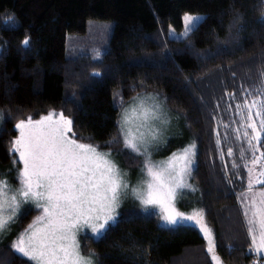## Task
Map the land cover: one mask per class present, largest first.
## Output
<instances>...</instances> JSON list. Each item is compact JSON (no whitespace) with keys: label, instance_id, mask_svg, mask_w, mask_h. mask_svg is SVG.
<instances>
[{"label":"trees","instance_id":"trees-1","mask_svg":"<svg viewBox=\"0 0 264 264\" xmlns=\"http://www.w3.org/2000/svg\"><path fill=\"white\" fill-rule=\"evenodd\" d=\"M186 13L205 19L189 37L170 38L169 28L180 31ZM8 16L14 19L0 22V170H13L7 177L11 184L17 182L9 148L21 120L63 112L73 119L78 137L91 138L81 142L122 155V144L103 147L118 137L121 111L134 96L155 93L182 116L197 142L191 181L219 256L225 264H264L229 183L214 114L197 87L213 73L228 92L258 85L264 70V0H0V21ZM116 93L123 108L113 99ZM259 149L264 152V136ZM38 213L25 212L16 232ZM155 213L124 207L103 237L84 236L81 248L94 251L99 264H213L197 228L163 226ZM16 235L0 244V260L35 264L9 250Z\"/></svg>","mask_w":264,"mask_h":264},{"label":"snow or ice","instance_id":"snow-or-ice-1","mask_svg":"<svg viewBox=\"0 0 264 264\" xmlns=\"http://www.w3.org/2000/svg\"><path fill=\"white\" fill-rule=\"evenodd\" d=\"M13 19L8 16L0 22ZM204 19L199 14H184L183 31L176 33L172 28L170 35L187 38L198 30ZM29 43L30 37L26 36L22 44L27 47ZM93 75L101 73L94 71ZM244 97L236 107L242 114V136L247 137L245 142L251 149V165L254 166L264 160V152L255 155L264 136V70L260 72L258 85L245 90ZM113 99L123 108L120 93H116ZM150 99L153 105L146 106L144 98L134 97L133 100L139 103L131 113L128 109L121 113L117 123L118 137L103 145L122 144L130 155L141 159V179L131 187L128 173L118 166L113 153L101 151L100 144L81 142L91 138L78 137L73 119L63 112H53L35 121L29 117L15 125L20 136L12 141L9 154L13 156V179L17 183L13 185L7 179L12 175V169L0 170V240L11 232L23 205L34 204L42 215L17 236L9 245L10 251L35 264H99L94 251H82L77 235L87 229L92 238L103 237L118 221L116 210L121 200L131 195L141 202L145 211L150 207L159 209L155 214L168 225L201 229L207 237L206 251L211 254V259L215 264H224L216 251L213 229L205 221L204 210L186 215L175 206L178 190L181 194L183 189L195 190L187 182L195 144L172 153L166 160H154L153 151L160 142L158 122L164 124L167 121L160 119L161 104L154 97ZM235 131L240 132V129ZM225 154L233 156L232 148L229 147ZM244 156L245 153L240 152L241 159ZM18 163H22V167H17ZM239 166L233 163V167ZM249 171H252L251 167ZM260 176H264V167ZM256 184L264 185V180H249L246 191L240 193V205L251 239L255 242V251L264 252V190L255 191ZM88 232L85 240L89 238ZM0 264L4 261L0 260Z\"/></svg>","mask_w":264,"mask_h":264},{"label":"rangeland","instance_id":"rangeland-1","mask_svg":"<svg viewBox=\"0 0 264 264\" xmlns=\"http://www.w3.org/2000/svg\"><path fill=\"white\" fill-rule=\"evenodd\" d=\"M186 14H192V13H186ZM199 15H202L204 17L203 14H199ZM172 28L173 27H170L168 30V36L170 38H184L179 35H170V29ZM182 31H183V28L180 31L176 30V33H180ZM197 87H198V90L200 91L201 100L210 108V110L214 114V118L216 122V132L220 133V135H217V137L219 140L222 159L227 168L229 179L232 182V184L236 187V192H237V195L240 201V193L242 191H246L249 180H255L256 178H259L261 180L264 179V176H260L261 168L264 167V165H262L261 162L254 166L251 165V160L253 158L251 149L245 142L247 140V137L242 136V133L244 131L243 119H242V114L238 111L236 105L241 104L242 101L244 100L245 98L244 91L238 92V90H235L234 92H228L225 85L222 82V79L217 73H213L212 75L208 77L200 79L197 83ZM137 96L145 99L146 106L153 105V100L150 99V97H154L155 101L161 104V110H160L161 121H167V123H164V124H159L158 122V126L161 129L160 138H159L160 142L158 146L156 147V149L153 151L154 160L156 161L166 160L168 157L172 155V153L177 152L178 150L184 148L187 145L195 144V155L193 157L191 175L187 179V182L191 184L195 190L193 191L192 189H183L182 194H181V191L178 190L177 199L175 201V206L178 211L183 212L186 215H190L194 211L198 209H202L197 206L198 200H199L198 193L191 181L192 173L196 165V153H197L196 140L191 136L188 130V127L186 123L184 122L182 116L180 114L175 113L173 110H171L165 103L164 99L160 97L158 94L143 93V94H138L134 97H137ZM133 98L125 105L121 113L124 111V109H128L129 113H131L132 108L136 107L139 101L138 100L134 101ZM245 111H247V109H245ZM121 113H120L119 120L121 118ZM1 119H2V116H0V123H1ZM53 119L55 120L56 117L53 116ZM254 119L259 120L258 117H254ZM229 125L230 127H228ZM132 127H133V130H135V126L132 125ZM237 128L240 129V132L235 131V129ZM141 131H143V129H141ZM248 131L251 135L252 134L251 129H249ZM225 133H227L226 136L224 135ZM19 136H20V131L18 130L17 138ZM237 137H239V139H237ZM171 146L173 147V149L168 150L169 152H167L168 147H171ZM229 147H231L233 150V153H234L233 156H228L225 154L226 150ZM101 151H104V150H101ZM126 151L128 152V150L123 148L122 155L124 156H122L121 154L120 156L119 154L114 153L112 151L111 152L113 153L114 160L118 164V166L122 170L128 173V179H129L130 187H131L133 184L138 183L139 180L141 179L140 169H141L142 164H141V159L134 157L133 155L126 159V155H127ZM240 152L245 153V156L243 159H241L240 157ZM259 152H260V149L258 152L255 153V155L259 156ZM17 156H18V153H17ZM234 162L235 164H238L240 166L233 167ZM20 164L22 167V163ZM249 167L252 168L251 172L249 171ZM254 190L255 191L264 190V187H261L260 184H256ZM132 206L137 207L139 210L144 211V212H148V211L158 212L159 211V209H155L151 207L148 208L147 211H145L144 206L141 204V202L131 195L121 200L120 206L119 208H117L116 211L118 214H120L122 208L124 207L129 208ZM33 209L38 210L39 212L34 217L32 222L30 223V224H33L36 218L42 215L41 210L36 208L34 204L23 205L22 208L20 209L19 219L21 218L22 215H24L25 212L29 210H33ZM19 219L16 221V223L12 225L11 232L8 233V235L4 237L3 240H0V244L7 241L11 237V235L17 234L16 237L13 239L14 241L18 235L23 234L24 230L28 228L30 224H28L27 227L23 231L17 233L16 229H17V224L19 223ZM244 221H245V217H244ZM161 224L163 226H172L164 222L162 218H161ZM198 230L203 235L202 230L201 229H198ZM86 232H88V230L84 229L83 231L79 232L77 235V239L80 242V245L82 244V238L85 236ZM88 235L91 236L90 232H88ZM213 236H214V231H213ZM203 237L206 241V248H207L208 247L207 237L205 235H203ZM250 239H251V236H250ZM252 242H253V245L255 246V242L253 240ZM209 255L211 257L210 253ZM212 262L213 264H215V261L212 260Z\"/></svg>","mask_w":264,"mask_h":264},{"label":"crops","instance_id":"crops-1","mask_svg":"<svg viewBox=\"0 0 264 264\" xmlns=\"http://www.w3.org/2000/svg\"><path fill=\"white\" fill-rule=\"evenodd\" d=\"M251 242H252V240H251ZM252 247H253L254 252H255L257 255H259V256H264V252H257V251H255V246L253 245V242H252Z\"/></svg>","mask_w":264,"mask_h":264},{"label":"built area","instance_id":"built-area-1","mask_svg":"<svg viewBox=\"0 0 264 264\" xmlns=\"http://www.w3.org/2000/svg\"><path fill=\"white\" fill-rule=\"evenodd\" d=\"M255 264H261L258 260L255 262Z\"/></svg>","mask_w":264,"mask_h":264}]
</instances>
